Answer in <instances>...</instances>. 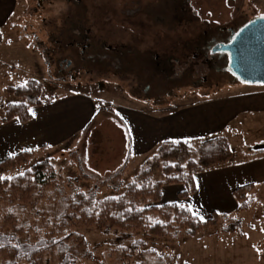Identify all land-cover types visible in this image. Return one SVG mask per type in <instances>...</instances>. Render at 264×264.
I'll return each instance as SVG.
<instances>
[{"label":"rangeland","instance_id":"obj_1","mask_svg":"<svg viewBox=\"0 0 264 264\" xmlns=\"http://www.w3.org/2000/svg\"><path fill=\"white\" fill-rule=\"evenodd\" d=\"M154 1L82 0L80 3L86 8L82 13L78 4L71 0H44L41 5L38 0H16L15 13L8 25L0 30L3 35L0 43V122L8 104L23 102L10 92V88L29 80L42 83L43 99L87 93L93 95L97 106L115 110L139 106L168 110L189 105L205 96L211 97L222 90L229 96H243L251 90L254 91L249 94H255L259 90L256 88L264 90L263 84L250 85L229 73L211 71L201 51L186 47V42L196 40L205 30L264 18V0H191L197 19L174 29L155 24L137 11L147 2ZM80 14L85 18H80ZM79 20H85L84 29L89 30L92 40L103 45L99 48L100 53L107 52L110 46L119 49L130 45L160 57L179 59L174 80L167 81L165 74L159 72L162 89L161 94L156 95L155 89L147 85L148 81L139 82L137 74L132 71L127 75L118 71L115 75L113 70L110 73L99 72L98 65L90 64L74 72L72 68L76 66L79 55L77 49L69 46V35L77 32L70 30L71 22L78 27ZM65 59L72 60L73 66L68 68L63 62ZM151 86L155 87L156 82ZM216 136L225 137L234 155L241 156L239 159L264 155V150H258L264 146V115L242 116ZM70 147V144H65L39 153L27 165L7 174V177H14L48 160L55 168L57 179L45 190L42 198L26 205L11 204L0 192V232L16 230L23 241L35 242L52 230L48 224L69 210L78 192H93L97 200L119 196L130 182L155 164L161 167L153 175L154 181H159L162 168L174 163L165 159L172 145H157L146 156L134 158L127 175L116 181L117 173L109 176L104 172L101 176L92 165L81 163L77 152L83 153V150ZM251 197L254 205L249 211L237 214L234 208L226 213L218 212L221 216L219 225L194 238L145 239L141 231L106 232L95 227L71 229L69 232L76 235L41 256L42 264H58L65 251L76 256V264H264V183L256 187ZM227 199L222 195L213 197L209 209H216L217 204L223 206ZM223 215L227 217L223 218ZM239 220L243 221L241 231H222ZM142 239L146 240V245L134 249L133 242ZM0 264H3L1 255Z\"/></svg>","mask_w":264,"mask_h":264},{"label":"crops","instance_id":"obj_2","mask_svg":"<svg viewBox=\"0 0 264 264\" xmlns=\"http://www.w3.org/2000/svg\"><path fill=\"white\" fill-rule=\"evenodd\" d=\"M15 9L16 0H0V30L8 25ZM261 89L243 96H229L222 90L168 110L139 106L112 108L114 113L99 111L93 95L66 94L45 105L32 107V120L28 123L0 122V162L29 149L35 151L36 156L70 144L72 149L83 150V153L76 151L81 163L92 165L101 176L104 172L115 175L128 164L126 176L132 160L146 156L157 145L187 141L196 148L203 140L221 134L242 116L264 115V90ZM240 157L235 155L234 160L218 170L195 176L199 187L184 203L200 219L203 217L201 220L210 219L214 212L236 210L238 204L233 195L236 189L264 183V155L248 156L246 161L239 160ZM184 190L183 185L163 187L160 204L183 202L179 194ZM218 195L228 199L223 206L217 204L216 209H209L212 198Z\"/></svg>","mask_w":264,"mask_h":264},{"label":"trees","instance_id":"obj_3","mask_svg":"<svg viewBox=\"0 0 264 264\" xmlns=\"http://www.w3.org/2000/svg\"><path fill=\"white\" fill-rule=\"evenodd\" d=\"M2 41L3 35H0V43ZM219 62L221 67L227 66L226 56L222 55ZM126 64L125 62L122 68L123 72H135L141 82L148 81L147 85L155 89L156 86L151 85L156 82L154 79L161 71L152 62H138L132 66L128 65V69ZM189 70L187 73L192 71ZM174 74L175 71L169 69L168 75H165L167 81L171 82L170 77L173 78ZM10 92L21 98L23 102L8 104L1 123H9L13 120L23 124L28 123L32 120V107L42 106L53 100L43 99L44 86L37 80H29L21 86L10 88ZM99 111L114 113L109 107H99ZM168 143L172 145V150L166 154L165 159L172 160L174 163H168L162 168L161 180L154 181L153 175L161 168L159 164H155L130 182L125 192L119 196L97 200L93 192L87 194L78 192L69 210L58 220L48 224L51 225L52 230L35 242L23 241L16 230L10 233L0 232V255L3 257V264H42L41 256L64 245L67 240L76 235L74 232H69L75 228L95 227L106 232L141 231L145 239L152 237L176 239L181 236L194 238L204 231L217 227L220 214L214 212L210 219L203 221L189 210L190 207L184 201L197 191L195 184L197 174L217 169L235 157L230 143L222 136L206 139L196 148L185 141ZM35 153V151L22 152L1 161L0 177H7L10 171L27 165ZM246 157L241 160L249 159ZM127 165L116 174L114 180L121 181ZM79 166L81 168L80 162ZM56 179L55 168L46 160L33 165L23 172V175L17 174L12 179L0 178V192L7 196L11 204L26 205L42 198L45 190L52 186ZM170 185L185 187V190L179 194V199L183 202L161 205L162 189ZM256 187L255 184H247L234 191L233 195L238 204L237 214L249 211L254 205V198L251 196ZM178 204L186 207L182 209ZM224 217L227 215H223ZM153 219L155 220L152 221ZM242 222L239 220L231 223L222 231L224 233L241 231ZM145 245L146 240L142 239L134 241L132 247L140 249ZM124 255L127 254L124 253ZM76 263V256L65 251L58 264Z\"/></svg>","mask_w":264,"mask_h":264},{"label":"flooded vegetation","instance_id":"obj_4","mask_svg":"<svg viewBox=\"0 0 264 264\" xmlns=\"http://www.w3.org/2000/svg\"><path fill=\"white\" fill-rule=\"evenodd\" d=\"M43 1L44 0H38V4L41 5ZM71 1H73L75 5L76 3L78 4L79 10L82 13L85 12L86 8H84L82 3H80L82 0ZM137 11L145 15L148 19L152 20V22L155 24L168 26L170 29H174L177 25L190 23L191 21L197 19L191 5V0H155L151 3L147 2L143 7L138 8ZM80 18L85 17L80 14ZM84 23L85 20H79L77 24L78 27H75V22H71L70 26V30L74 29V31H77L73 33L74 35H69V46L72 45L73 48L78 50L79 59L75 62L76 66H73L72 60H63L64 63L66 62L68 68L73 66L72 69H74V72L77 69L80 70L81 67L91 64L92 66L98 65L97 67L99 68L97 70H99V72L110 73V71L113 70V74L115 73V75H118L119 72H123L122 68L125 62L127 63V69L128 65L132 66V64L135 65L138 62H152L157 69H159L162 73H165V75H168V70H175L176 64L179 63V59H175L173 56L160 57L158 54L150 53L149 51H140L134 49L130 45L120 46L119 49L117 47L110 46L106 49L107 52L103 53L104 51L101 49L102 52L100 53L99 48L103 45H98V43L92 40L89 30L84 29ZM244 26L240 27V24L234 23L231 27L217 26L214 30H205L196 40L186 42V47L189 49L194 48L196 51H201L204 62L209 66L211 71L215 69L216 72H226L231 74L227 70L229 63L228 54L223 52L213 53V49L218 45H227L230 43L239 30ZM222 55L226 56L227 58V66L225 67H221L219 62ZM195 58L198 57L195 56ZM191 70H193V68ZM123 73L126 74L125 72ZM138 79L140 82L139 77ZM170 79L172 78L170 77ZM154 80L156 81L155 93L156 95H160L162 87L159 86V78L157 77ZM147 89L149 90L150 88L147 87ZM170 94H172V92H170ZM160 103L162 104L163 101Z\"/></svg>","mask_w":264,"mask_h":264},{"label":"water","instance_id":"obj_5","mask_svg":"<svg viewBox=\"0 0 264 264\" xmlns=\"http://www.w3.org/2000/svg\"><path fill=\"white\" fill-rule=\"evenodd\" d=\"M229 56L227 70L250 85H264V18L248 22L227 45H218L213 53ZM264 150V146L258 148Z\"/></svg>","mask_w":264,"mask_h":264},{"label":"snow or ice","instance_id":"obj_6","mask_svg":"<svg viewBox=\"0 0 264 264\" xmlns=\"http://www.w3.org/2000/svg\"><path fill=\"white\" fill-rule=\"evenodd\" d=\"M0 35H2V33H0ZM33 115H34V113H33ZM185 143H187V141H185ZM29 151H31L30 149H29ZM173 166H175V165H173ZM20 175H23V173H20ZM0 178H2V179H12V177H0ZM196 187L198 188L199 187V184H198V182H197V184H196ZM178 206L180 207V208H185L186 206L185 205H183V204H178ZM190 211H191V209H189ZM201 219H203V217H201Z\"/></svg>","mask_w":264,"mask_h":264}]
</instances>
